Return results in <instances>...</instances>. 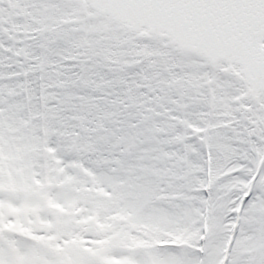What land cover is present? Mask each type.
<instances>
[{"label":"snow or ice","instance_id":"1","mask_svg":"<svg viewBox=\"0 0 264 264\" xmlns=\"http://www.w3.org/2000/svg\"><path fill=\"white\" fill-rule=\"evenodd\" d=\"M0 264H264V0H0Z\"/></svg>","mask_w":264,"mask_h":264}]
</instances>
